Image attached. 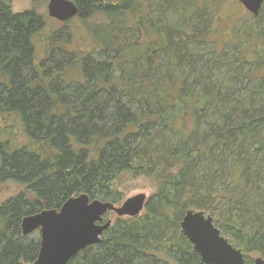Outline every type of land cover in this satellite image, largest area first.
<instances>
[{"label": "trees", "instance_id": "trees-1", "mask_svg": "<svg viewBox=\"0 0 264 264\" xmlns=\"http://www.w3.org/2000/svg\"><path fill=\"white\" fill-rule=\"evenodd\" d=\"M12 1L0 0V180L23 189L0 203V264L37 259L24 216L81 194L118 204L126 174L158 184L144 211L68 264H202L188 210L211 215L245 264L264 257V4L229 55L209 38L220 0H71L95 21L92 43L59 31L39 61L46 18Z\"/></svg>", "mask_w": 264, "mask_h": 264}, {"label": "water", "instance_id": "water-1", "mask_svg": "<svg viewBox=\"0 0 264 264\" xmlns=\"http://www.w3.org/2000/svg\"><path fill=\"white\" fill-rule=\"evenodd\" d=\"M238 1L253 16L259 15L264 4V0ZM48 12L51 18L67 22L78 15L79 8L71 0H50ZM147 200L146 194L141 193L117 206L81 194L68 199L60 209H45L24 216L23 235L39 230L41 241L37 259L21 264H68L82 250L101 242L102 235L112 225V220H105L109 212H115L118 217H136L144 211ZM181 229L200 255L202 264H245L243 251L222 235L211 215L188 210ZM254 264H264V259L258 257Z\"/></svg>", "mask_w": 264, "mask_h": 264}, {"label": "rangeland", "instance_id": "rangeland-1", "mask_svg": "<svg viewBox=\"0 0 264 264\" xmlns=\"http://www.w3.org/2000/svg\"><path fill=\"white\" fill-rule=\"evenodd\" d=\"M49 1L50 0L12 1L13 12L21 13L24 11L34 10L38 14L45 16L46 18L45 28L42 32L43 34H41L37 45L36 55L37 60L39 61L41 59L47 58V55L49 54V46H51L50 37L52 36V34L57 33L59 31L69 32L76 37L73 38L72 44L70 43L74 46L75 49L83 48V46H85L83 45V43H92L90 36H88L89 33L87 31V27L90 23H93L95 21L82 20L79 19L77 16L67 22H60L58 20H55L49 16ZM251 17L252 16L249 11L238 0H220L216 13L209 14L207 17V20H212L211 30L213 33L211 32L212 34H210L209 36V38L213 41L212 45L214 46L215 44L218 51L224 50V52L229 55H232L234 52H236L233 49L234 45H237V49L242 47L244 48L246 46V42L248 43V40L239 37V35L242 33L240 31V28L238 27L247 25L248 21L251 20ZM94 20L99 23L97 19ZM240 21H242L243 24H241ZM61 40H65V35L62 36ZM250 42H252V40H250ZM71 49L73 48L71 47ZM86 51H90V49L86 48ZM256 67V65H249L247 67H244V70L246 71L249 70V68ZM70 76L76 77L77 74L74 71H71ZM71 77L70 79H72ZM1 129H3V127H0V131ZM5 134L6 132H3L2 135L0 133V137L5 138ZM18 138L19 140L21 139V137ZM17 140L18 139L16 138V141ZM119 183L120 184L118 185L120 192L123 194V200L120 203L116 204L117 206H120L125 200L137 194L144 193L146 194L147 198H149L158 188V184L155 180H152L151 178L145 176L133 178L130 175L126 174L121 178V182ZM22 189L23 187L14 181L0 180V203H2L8 197L15 196ZM117 217L118 216L115 212H110L107 215V219H110L112 221H115ZM33 235L40 236L39 230L35 231ZM251 256L253 257V260L258 257H261V255H259L258 253H253ZM262 258L264 259V257Z\"/></svg>", "mask_w": 264, "mask_h": 264}, {"label": "bare ground", "instance_id": "bare-ground-1", "mask_svg": "<svg viewBox=\"0 0 264 264\" xmlns=\"http://www.w3.org/2000/svg\"><path fill=\"white\" fill-rule=\"evenodd\" d=\"M216 35V34H215Z\"/></svg>", "mask_w": 264, "mask_h": 264}]
</instances>
